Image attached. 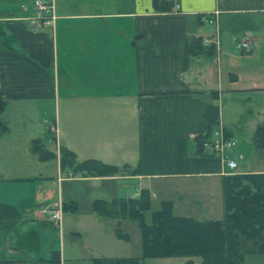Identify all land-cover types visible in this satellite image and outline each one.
<instances>
[{
  "label": "crops",
  "instance_id": "crops-1",
  "mask_svg": "<svg viewBox=\"0 0 264 264\" xmlns=\"http://www.w3.org/2000/svg\"><path fill=\"white\" fill-rule=\"evenodd\" d=\"M41 1L50 25L37 20L33 0H0V119L7 127L0 135V264L48 263L52 252L59 264L126 258L112 250L120 238L102 242L113 222L89 205L141 189L151 202L170 201L177 216L220 220V178L236 173L226 159L198 153L194 138L208 123L236 138L226 124L234 121L229 106L264 109V0H168L169 12H155L153 0ZM233 17L257 25L243 29L248 47L237 58L222 52L229 40L219 29L220 19ZM206 25L213 31L205 40L197 34ZM194 39L202 51L190 55ZM253 135L237 146V159L245 147L246 154L264 151ZM37 140L54 159H37ZM61 147L75 162L95 159L120 172L73 175L60 168ZM237 173H264V164ZM55 200L76 205L63 212L59 229L45 214ZM66 246L90 253L67 257Z\"/></svg>",
  "mask_w": 264,
  "mask_h": 264
},
{
  "label": "trees",
  "instance_id": "trees-1",
  "mask_svg": "<svg viewBox=\"0 0 264 264\" xmlns=\"http://www.w3.org/2000/svg\"><path fill=\"white\" fill-rule=\"evenodd\" d=\"M173 3L168 0H153L155 12H169ZM202 49L198 40L190 42L188 53L196 55ZM5 102L0 99V115ZM213 124H204L195 135L198 153L202 142L212 132ZM7 131L0 119V135ZM226 138L227 135L224 134ZM256 149L264 150V125H259L253 135ZM32 152L41 162L55 155L34 141ZM59 165L68 168L73 175L82 177H112L120 170L113 165L95 159L75 162L68 149H59ZM221 203L224 216L220 220H196L177 216L172 212V203L161 200L158 209L150 212V223H145V213L150 210L151 198L146 189L132 198L117 197L109 200L96 199L91 203L92 212L100 219L110 220L117 238L126 239L119 225L123 220L136 221L140 231L141 255L137 258H95L91 264H141L145 258H191L200 259V264H244L247 255L264 254V173H236L220 178ZM62 212L74 211L75 204H61ZM49 264H59L58 252H52Z\"/></svg>",
  "mask_w": 264,
  "mask_h": 264
},
{
  "label": "rangeland",
  "instance_id": "rangeland-1",
  "mask_svg": "<svg viewBox=\"0 0 264 264\" xmlns=\"http://www.w3.org/2000/svg\"><path fill=\"white\" fill-rule=\"evenodd\" d=\"M227 21L228 20L224 19V18L220 19V21H219V29L221 32L222 39L227 38L229 40L228 43L224 45L225 48L222 49V52L227 50V51H229L230 54H232L235 58H237V55H240L241 51L238 50V47L236 49L235 45H238L237 43H242V41L245 40V38H243L244 36L241 34L244 31L243 29L245 27H250V30H255V29H257V25L251 23L250 22L251 20L249 21V19H246V18L233 17L230 19L229 24L227 23ZM247 29H249V28H247ZM211 31H213V26L206 25L200 29V33L197 35H199L202 39L206 40ZM260 63L263 64V65H261V67L264 68V60H262ZM208 68L213 69V66L208 67ZM205 78H208V80L210 82H212L215 79V76L212 73V75H209L208 77H205ZM240 80H242L241 85H243V83H244L243 79H240ZM239 88H241V87H239ZM262 97H263V95L258 96L257 104L261 103ZM248 108H250V107L247 105H245L244 111L241 107H237V106L236 107L229 106L228 108H226V111H228L229 114H232L231 115L232 119H234L233 122L226 123L228 130L233 132L234 135L236 136V138L231 137V139L236 142V146L230 152L226 153V159L227 160L231 159V160L235 161L237 166H238V168H236L234 170L228 169L232 173H237L239 169H243V166H250L251 165V167L258 168L264 164L263 159H262V154H263L262 152H264V151H259V150L255 151L253 149L251 152H256V153L246 154V147H245V149H244L245 150V158L242 157L241 159H237V157H235L234 152H235L237 146H239L240 143H242L241 146L244 147L246 145V143L250 142L251 137H252L251 135H253V132L255 130V125H257L259 120L262 121V119H264V109L261 106V104L252 106L251 112L249 111ZM37 119H38V121H40L39 118H37ZM37 124H38V122H37ZM41 126L43 128L42 124H41ZM234 126H237V127L235 128ZM239 127L241 128L240 132L237 129ZM42 128H40L41 132H42ZM216 128L217 127H215L214 129H216ZM41 132L40 133L37 132V135L38 134L41 135ZM237 136H240V138ZM237 143H239V144L237 145ZM52 151H54L53 146H52ZM48 167L50 169H52L51 165H49ZM58 201L59 200H55L54 203H56ZM159 201H160V199H157V200H153L150 203V210L147 213H145V223L146 224L150 223V212L158 209ZM90 206H91V204L89 205V208H91ZM213 206H214V203H213ZM222 216H224V212H222ZM222 216H221V219H222ZM119 229H120L122 234L126 235V239H124V240L120 239L121 242H123V243H121L120 247L112 248L114 253H117L121 257H126V258H137V257H139L141 255V247H140L141 246V240H140V231H139V227H138L137 222L133 221V220H123L119 225ZM107 232H109V233L104 234V239H101L102 242H104V243H107L108 240L111 238H113V239H114V237L116 238V236L114 234V225L112 227V232H110V231H107ZM96 234H98V233L96 232ZM99 234H101V233H99ZM108 235H110V236H108ZM66 247L68 249L65 252L67 257L72 255L78 259H83L84 257H86V255H89V253H90L88 247H86V246H84V247L81 246L79 248H75V247L73 248V246H66ZM104 247H109V246H104ZM190 260L192 261V264H200V259L197 257L191 258ZM88 261L86 262V261L82 260V261H80L79 264H91V261H89V262ZM186 263H187V258H145L143 261H141V264H186ZM64 264H78V262L77 263H69V262L65 261ZM244 264H264V254H262V255H254V254L253 255L252 254L247 255L245 260H244Z\"/></svg>",
  "mask_w": 264,
  "mask_h": 264
},
{
  "label": "built area",
  "instance_id": "built-area-1",
  "mask_svg": "<svg viewBox=\"0 0 264 264\" xmlns=\"http://www.w3.org/2000/svg\"><path fill=\"white\" fill-rule=\"evenodd\" d=\"M33 8L37 14V20H41L43 25L51 24L53 17L50 14L49 6L45 2L41 0H34ZM247 47L248 45L246 43L238 44V48L247 49ZM201 145L203 151H207L209 154L217 158L226 159V153L230 152L236 146V142L231 138H226L224 133L221 132V129L217 127L211 132L210 136L202 142ZM225 166L230 170L237 168V164L233 160L226 159ZM45 214L48 224L55 229H59L63 214L61 202L58 201L54 203V206L46 210Z\"/></svg>",
  "mask_w": 264,
  "mask_h": 264
},
{
  "label": "water",
  "instance_id": "water-1",
  "mask_svg": "<svg viewBox=\"0 0 264 264\" xmlns=\"http://www.w3.org/2000/svg\"><path fill=\"white\" fill-rule=\"evenodd\" d=\"M13 264H49V263H13Z\"/></svg>",
  "mask_w": 264,
  "mask_h": 264
}]
</instances>
